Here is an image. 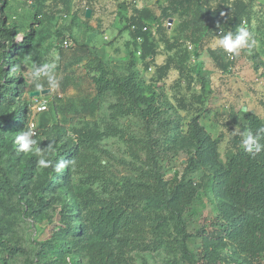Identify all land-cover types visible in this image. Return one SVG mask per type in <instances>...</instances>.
<instances>
[{
  "label": "rangeland",
  "instance_id": "rangeland-1",
  "mask_svg": "<svg viewBox=\"0 0 264 264\" xmlns=\"http://www.w3.org/2000/svg\"><path fill=\"white\" fill-rule=\"evenodd\" d=\"M168 1L71 0L69 10L46 6L37 15L34 0H9L7 25L17 26L21 39L34 31L35 39L31 50L20 54L14 64L21 65L15 74L23 76L25 89L0 102V264H92L89 251L97 245L113 251L114 264H192L182 250V220L189 235L187 246L196 261L208 249L212 264H250L228 237L212 243L198 233L212 229L222 217L223 190L210 192L208 182L233 151L229 142L232 132L237 127L241 133L246 130L244 108L264 119V0H245L250 17L243 25L256 43L241 51L229 73L220 71L207 54L197 61L211 85L206 104L198 108L201 125L212 139L221 134L224 138L218 147V162L190 171L182 163L195 153L188 125L199 111L197 106L182 110L178 99L190 101L200 87L194 82L189 89L176 71L164 83H151L154 67L146 70L129 32L122 30L132 5L152 9L160 16ZM88 6L97 9L98 17H85ZM179 23L176 15L173 23L166 24L170 37L175 36ZM158 47L156 63L161 64L167 54L162 44ZM211 47L219 48L216 38ZM33 63L55 64L60 87L32 96L47 90L46 86L37 89L30 79ZM101 73L110 78L133 73L143 89L160 95L156 106L174 124L169 131L151 126V131L157 130L154 137L161 141L157 159L168 175L179 169L187 187L196 193L182 217L168 210L157 196L144 192L148 166L142 141L149 138V129L138 116L115 114L119 98L113 92L98 96L93 78ZM41 83L46 85L44 80ZM41 107L45 110L40 111ZM21 109L23 114L17 115ZM177 125L180 128L176 130ZM29 126H34L41 150L46 152L50 143L59 150V157L47 156L53 166L61 159L74 163L56 173L53 167H38L35 152H18L15 136ZM133 194L144 197L145 244L127 249L121 240L131 234H104L95 225L89 204L97 199L118 201Z\"/></svg>",
  "mask_w": 264,
  "mask_h": 264
},
{
  "label": "trees",
  "instance_id": "trees-1",
  "mask_svg": "<svg viewBox=\"0 0 264 264\" xmlns=\"http://www.w3.org/2000/svg\"><path fill=\"white\" fill-rule=\"evenodd\" d=\"M34 7L40 10L51 6L58 11L69 10L71 0H34ZM49 2V3H48ZM167 7L162 9L160 16L149 8L131 7V14L126 18L123 31H128L135 52L141 50L139 58L145 62L148 70L154 67L151 83H164L174 71L178 72L179 79L187 82V87L198 84L200 92L192 93L191 100L181 97L178 106L185 111L195 106L199 111L189 123L188 133L195 143V153L187 161L182 163L186 171L200 169L207 163H216L220 157L219 144L224 136L212 139L201 125V109L207 102L211 93L210 79L198 66V59L203 54L209 55L215 65L223 73H229L234 62L228 60V54L222 49H212V41L220 35L228 32L235 33L250 17V5L245 0H169ZM9 0H0V102L9 96H16L19 91L25 89L26 83L22 75H16L11 71L16 58L26 55L32 48L35 39L34 31L23 39L19 37L17 26L9 27L6 10ZM48 4V5H47ZM91 8L90 6L86 7ZM123 8H128L127 6ZM85 9V12H86ZM50 10V9H49ZM224 13V15H221ZM178 16L180 23L175 36L168 35L169 27L166 25L170 19ZM153 22L156 32H152L149 25ZM147 27V31L144 28ZM142 42L138 43V39ZM5 39V41L3 40ZM158 43L163 45V51L167 54L161 64L156 63L159 55ZM236 59V58H235ZM133 61V59H132ZM194 61V63H193ZM134 66V63H132ZM98 90V96L103 98L109 92L118 96L119 102L114 105L115 114L135 115L147 124V140L142 141V151L145 152V164L148 166L144 192L151 196H157L166 205V208L182 217L184 212L191 207L195 198V191L187 187L186 177L176 169L173 175L163 170L157 156L161 150L160 139L154 137L157 131H151L153 124L156 129L169 131L173 121L163 117V112L157 108L156 103L160 95L154 90H145L136 81L135 74L131 73L122 78H110L101 73L93 78ZM180 82V81H178ZM200 106V107H199ZM23 110L17 111L22 115ZM246 129L253 133L258 128L264 127V119L247 109L243 110ZM1 123V122H0ZM176 130L180 125L174 127ZM241 136H231L229 142L233 151L230 153L225 165L213 175L208 182V190L222 189V197L225 202L220 205L219 217L212 225V229H202L198 236L202 240L218 242L228 237L242 253L249 258L250 264H261L264 257V151L252 156L241 147ZM264 143V140H261ZM46 153L48 157H59V150ZM52 183V181H50ZM141 195H127L118 200L97 199L90 202L94 223L101 228L107 236L119 234H131V237L121 240L123 246L132 249L144 245V207ZM183 254L192 263L212 264L213 258L208 249L196 261L194 254L187 246V234L185 221L182 220ZM78 227H75L76 230ZM146 248H150L149 245ZM18 251H24L17 248ZM92 264H114L113 251L103 245H97L89 251Z\"/></svg>",
  "mask_w": 264,
  "mask_h": 264
},
{
  "label": "clouds",
  "instance_id": "clouds-1",
  "mask_svg": "<svg viewBox=\"0 0 264 264\" xmlns=\"http://www.w3.org/2000/svg\"><path fill=\"white\" fill-rule=\"evenodd\" d=\"M221 15H224V13H221ZM255 43L256 41L253 34L246 25H241L235 33L228 32L227 34L220 35L216 38V46L222 49L232 59L238 57L242 50H250ZM55 67V64L41 63L37 66L36 63H33L30 79L34 82L37 89H44L46 86L47 90H50L51 92L60 87V80L57 77ZM11 71H21V65H14L11 68ZM41 80L46 81V85L41 83ZM39 110L44 111L45 109L41 107ZM232 134L241 136V147L244 152L255 156L264 151V143H261V140H264V127L258 128L255 133L250 129H246L241 133L240 128L237 127ZM36 136L37 132L35 131L34 126H29L27 130L18 132L14 140L17 151L22 153L35 152L39 157L37 161L38 167H53V170L56 173L62 172L70 164L74 163V161L71 160L66 161L61 159L56 161L53 166V161L47 158L45 148L41 150L39 147L37 140L34 138ZM54 150V144H48L47 152H52Z\"/></svg>",
  "mask_w": 264,
  "mask_h": 264
},
{
  "label": "water",
  "instance_id": "water-1",
  "mask_svg": "<svg viewBox=\"0 0 264 264\" xmlns=\"http://www.w3.org/2000/svg\"><path fill=\"white\" fill-rule=\"evenodd\" d=\"M92 14H93V10L91 8H88L86 10L85 17L87 19H91ZM171 23H173V19H170V24ZM49 92H50V90L37 91V92L32 93V96H40L41 94L44 95V94H48Z\"/></svg>",
  "mask_w": 264,
  "mask_h": 264
},
{
  "label": "built area",
  "instance_id": "built-area-1",
  "mask_svg": "<svg viewBox=\"0 0 264 264\" xmlns=\"http://www.w3.org/2000/svg\"><path fill=\"white\" fill-rule=\"evenodd\" d=\"M225 1L229 2V1H232V0H225ZM169 23H170V22H169ZM244 23H246V21H244ZM147 29H148V28L145 27V28H144V31H147ZM137 41H138V43H141V42H142V40H141L140 38H139ZM64 46H65L66 48L69 47V41H68V40H66V41L64 42ZM138 56H141V50L138 51ZM228 60L231 61V62H233L235 59L230 58L229 55H228ZM260 263H261V264H264V257L261 258Z\"/></svg>",
  "mask_w": 264,
  "mask_h": 264
},
{
  "label": "crops",
  "instance_id": "crops-1",
  "mask_svg": "<svg viewBox=\"0 0 264 264\" xmlns=\"http://www.w3.org/2000/svg\"><path fill=\"white\" fill-rule=\"evenodd\" d=\"M92 10H93V14H92V16L93 17H98V13H97V9H95L94 7L92 8ZM131 12V11H130ZM131 14V13H130ZM151 23H149V25H150ZM245 109V108H244Z\"/></svg>",
  "mask_w": 264,
  "mask_h": 264
}]
</instances>
